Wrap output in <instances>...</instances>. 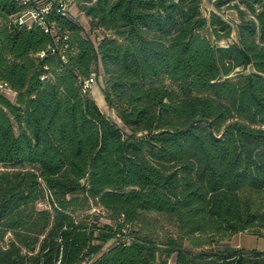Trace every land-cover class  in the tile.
<instances>
[{"label":"trees","instance_id":"obj_1","mask_svg":"<svg viewBox=\"0 0 264 264\" xmlns=\"http://www.w3.org/2000/svg\"><path fill=\"white\" fill-rule=\"evenodd\" d=\"M203 1L79 3L52 37L0 0V264H264L222 245L264 237V0Z\"/></svg>","mask_w":264,"mask_h":264},{"label":"rangeland","instance_id":"obj_2","mask_svg":"<svg viewBox=\"0 0 264 264\" xmlns=\"http://www.w3.org/2000/svg\"><path fill=\"white\" fill-rule=\"evenodd\" d=\"M214 10V7L207 2L206 0L202 3V13L203 16L208 18L209 12ZM71 13L76 16V19L79 21V23L84 27L88 28V19L85 15L79 13L75 7H72L70 9ZM220 15L223 16L228 22H230L234 28V32L232 33L231 40L235 38V21H237V15L234 10L230 9H222L220 11ZM202 35L209 38L211 41H213V37L210 33L209 28L205 29L202 32ZM224 44L225 42H221ZM90 93L92 98L94 99L95 103L99 107L102 113L106 114L110 119L115 121L119 126L122 127L119 120L116 118L114 113L109 109L107 106L104 95L102 92V79L101 77L95 79V81L90 86ZM9 98H12L11 94H6ZM106 216V214H103ZM103 222H106L107 220L105 218L102 219ZM222 245H229L232 248H241L245 250H251V249H257V250H264V237H257L254 235H250L247 233H238L233 235L230 239H227L223 241ZM168 264H174L173 259L169 261Z\"/></svg>","mask_w":264,"mask_h":264},{"label":"built area","instance_id":"obj_3","mask_svg":"<svg viewBox=\"0 0 264 264\" xmlns=\"http://www.w3.org/2000/svg\"><path fill=\"white\" fill-rule=\"evenodd\" d=\"M23 10L12 17V22L20 27L31 28L33 25L41 26L44 31L52 37L56 34V27L53 22L47 21V16L56 11L58 14L65 15L77 4H91L94 0H17ZM44 56V52L39 54ZM44 79V77H41ZM95 81L92 74L83 83L82 92L90 89L91 84ZM6 84L0 81V90L5 89Z\"/></svg>","mask_w":264,"mask_h":264}]
</instances>
